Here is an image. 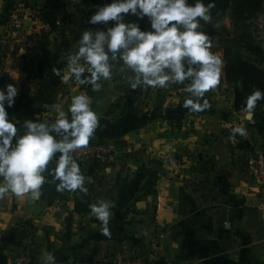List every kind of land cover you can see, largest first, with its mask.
Here are the masks:
<instances>
[{"label": "crops", "instance_id": "1", "mask_svg": "<svg viewBox=\"0 0 264 264\" xmlns=\"http://www.w3.org/2000/svg\"><path fill=\"white\" fill-rule=\"evenodd\" d=\"M35 23L20 18V28L0 34V67L18 88L15 103L5 107L19 134L25 120L52 122L71 103L65 95L48 104L50 93L43 90L39 97L22 93L18 43ZM115 71L99 81V90L83 85L76 95L86 91L99 116L90 141L111 139L118 151L100 162L78 163L87 192H58L46 172L38 200L11 193L0 200V261L27 241L34 264H42L45 251L57 264H110L109 253L125 241H154L159 264H264V190L248 173L241 149L243 141L264 143V115L249 117L233 110L232 99L227 105L216 100L214 111L194 119L190 137L178 132L159 140L155 111L140 98L149 88L133 90ZM238 127L243 135L233 134ZM178 152H190V176L184 171L189 162H178ZM100 200L114 202L110 236L91 214Z\"/></svg>", "mask_w": 264, "mask_h": 264}, {"label": "clouds", "instance_id": "2", "mask_svg": "<svg viewBox=\"0 0 264 264\" xmlns=\"http://www.w3.org/2000/svg\"><path fill=\"white\" fill-rule=\"evenodd\" d=\"M214 0H111L99 6L88 23L104 25L103 29L85 30L76 51L68 54L67 71L55 74L67 83L91 85L99 90L101 80L113 76L117 63L120 71L133 74L131 89L165 88L184 84L191 98L184 107L197 112L209 107L205 93L220 83L224 61L211 51L212 38L204 31L201 20H211ZM147 17L150 28L142 30L135 21ZM114 22L111 26L108 22ZM23 52V49H21ZM18 95L14 84L0 88V200L9 193L30 197L32 202L42 195L49 173L58 192H87L86 177L73 153L90 142L99 126V116L92 108V97L86 91L71 97L68 110L61 108L58 117L49 122L25 120L23 134L8 119L5 105L11 107ZM203 100V102H201ZM264 91L254 89L246 98L244 111L251 117ZM243 135L244 128L233 129ZM55 167H50L52 163ZM58 181V183H56ZM114 202L100 200L90 206L91 214L101 222V231L110 236L108 227ZM42 264H57L55 255L45 251Z\"/></svg>", "mask_w": 264, "mask_h": 264}, {"label": "rangeland", "instance_id": "3", "mask_svg": "<svg viewBox=\"0 0 264 264\" xmlns=\"http://www.w3.org/2000/svg\"><path fill=\"white\" fill-rule=\"evenodd\" d=\"M110 2L111 0H0V34L6 28L9 31L20 28L18 25L20 18L36 22L33 25L34 30L31 29V32L30 28L28 32L24 30L18 43V47L23 49L20 63L23 95L35 92V95L39 97V92L43 90L50 93V98L46 102L54 104L65 95L70 100L82 90L83 85L73 80L67 83L62 82L61 76L56 75L55 70L59 69L61 75L67 71L68 54L77 50L79 38L85 30L95 31L104 28L102 24L88 23V18L99 6ZM232 3L229 1L218 14L211 17L210 21L201 20L202 31L212 38L211 51L223 59L224 39L244 35L255 45L263 47V52L257 60L264 67V0L260 3L258 10L239 22L232 20ZM146 18L137 20L133 15L125 16L127 21L138 22L142 30L150 28ZM113 23L109 21L108 25L111 26ZM1 46H4V42ZM242 52L248 53L243 49ZM250 55L255 57L253 54ZM114 68L116 73L125 75L127 78L133 75L130 70L120 71L119 63ZM11 83L8 73L0 67V86ZM188 83L189 81H185L184 84H170L165 88H149L146 95L144 93L140 95V98L144 97L147 104L151 105L155 111L159 140L176 138L178 132L190 137L194 119L200 117L204 111H214L216 100L225 105L230 104L231 99L233 101L232 84L226 81L224 65L220 83L205 93L203 99L207 100L209 107L202 111L193 112L190 108L184 107L185 100L191 98L185 87ZM255 111L264 115V104L257 106L253 112ZM189 137L182 141H190ZM232 139L227 140L232 143L234 140ZM178 153L180 154H175L178 162H189L184 171L190 176V152L185 155Z\"/></svg>", "mask_w": 264, "mask_h": 264}, {"label": "built area", "instance_id": "4", "mask_svg": "<svg viewBox=\"0 0 264 264\" xmlns=\"http://www.w3.org/2000/svg\"><path fill=\"white\" fill-rule=\"evenodd\" d=\"M119 145L111 139L90 141L88 145L73 153L77 163H95L116 154ZM244 163L251 178L262 185L264 190V143L262 141H243ZM158 206H161L159 204ZM17 249L5 255L0 264H34L30 244L18 243ZM110 264H159L160 254L154 241H125L123 246L109 253Z\"/></svg>", "mask_w": 264, "mask_h": 264}, {"label": "trees", "instance_id": "5", "mask_svg": "<svg viewBox=\"0 0 264 264\" xmlns=\"http://www.w3.org/2000/svg\"><path fill=\"white\" fill-rule=\"evenodd\" d=\"M229 1L233 2L231 16L234 22L249 17L258 10L262 2V0H214L215 7L211 9V17L218 14ZM188 2L192 4L195 0H188ZM208 2L209 0H204L205 4ZM146 21H148L147 18ZM242 49L255 57L242 52ZM262 52L263 47L255 45L244 35L224 39L222 49L224 74L226 81L232 84V108L235 112H244L246 98L254 89L259 88L264 91V67L257 60ZM262 104L264 100L258 101L256 107Z\"/></svg>", "mask_w": 264, "mask_h": 264}]
</instances>
